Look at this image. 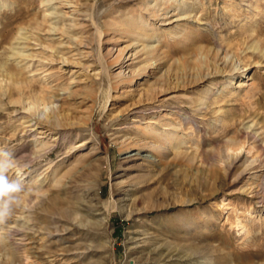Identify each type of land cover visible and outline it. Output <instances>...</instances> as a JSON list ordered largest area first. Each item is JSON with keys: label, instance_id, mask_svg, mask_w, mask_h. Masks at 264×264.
<instances>
[{"label": "rangeland", "instance_id": "rangeland-1", "mask_svg": "<svg viewBox=\"0 0 264 264\" xmlns=\"http://www.w3.org/2000/svg\"><path fill=\"white\" fill-rule=\"evenodd\" d=\"M126 19L165 31L151 61L141 27L113 42ZM148 126L179 149L153 154ZM0 147L32 161L0 264H264V0H0ZM67 165L87 176L57 193Z\"/></svg>", "mask_w": 264, "mask_h": 264}, {"label": "bare ground", "instance_id": "bare-ground-1", "mask_svg": "<svg viewBox=\"0 0 264 264\" xmlns=\"http://www.w3.org/2000/svg\"><path fill=\"white\" fill-rule=\"evenodd\" d=\"M153 10H154L153 12L157 11V12L154 13V15L158 19L163 18V17L165 19L167 17V16H164L165 11H161L160 12V11H158V9H153ZM172 15H173V13H172ZM117 26L118 25H116V27ZM120 26L121 27H117V31H120V33H118V35H116L117 37L114 38L113 42H116L120 38V36H123L125 33L127 34V32H130L132 34V33H134L136 31L135 30L136 28H140L141 27L137 23V21H134V20H131V19L130 20L126 19V20L121 21V25ZM141 33L143 34L144 37L141 36ZM165 35H166L165 31L161 27H157V26H154V25H150V26L144 25V26H142L141 27V32L138 35L135 36L136 41H133L132 44H130L131 46L136 44V42H137V45L142 44L143 42L139 43L138 42L139 40H144V39H147V40L150 39L151 40L153 38L155 39V37L159 38V40H158L157 45L152 46L151 48H145L146 45H144L141 48L137 49L134 52L136 54L135 57H141L142 55H144L142 59H148L149 61H151V59L156 55L157 49H159L161 46H164V45L166 46V44L163 42L164 39H166ZM132 38H133V36H132ZM161 38H162V40H161ZM82 45H85V44H82ZM112 49L113 48L111 47L110 48V52L112 51ZM115 50H116L115 56L118 57L120 62H121L122 58H123L122 54H123L124 50H121L119 48H115ZM141 60H139V61H141ZM146 66L143 65V64L139 65V67H140L139 71H141ZM129 75H124V76L128 78ZM13 78H12L11 82H13L17 86L21 85V82L19 80L13 79ZM228 91H231V88H229ZM114 96L117 97V94H115ZM27 97L29 99L28 109L33 114H41V113H43L45 111V109H47L46 108V101H45V99H44V97L42 95H36L35 97H32L29 94ZM16 99H17L16 101H18V98H16ZM41 121L42 120H38V124H42L44 126H47V128H55L56 127L55 123H53V122L48 123V121H49L48 119L47 120H43L44 122H41ZM43 132H45V131H43ZM53 139H55V137L52 138V140ZM137 142H138V140H137ZM182 142H183L182 138L180 136H178L173 131H162V130L155 129L153 126H148V127L145 128L144 139L142 140L141 144L144 147L150 148V150H152L153 154H155V155H163L164 153L171 152L173 150L175 151L176 149H179V147L181 146ZM48 145H51V144H48ZM44 147H46V146H44ZM38 149H40V148H38ZM199 155L202 156L201 153H199ZM232 162L233 161H230V163H232ZM251 164H252V161L248 162V164H246V166L244 167V170L246 171L248 166H250L249 168H253L254 166H252ZM70 166L67 165L65 170H64V172L62 174H60V175L57 174V177H56V180H55V184H54V187H53V189L57 193H59L60 189L64 186V183L61 181L62 177H70L75 182V181H79V179L87 176V173L84 172V171L80 172L79 174H74L72 172V170H71L72 168ZM263 172L264 171H262V175L264 174ZM262 175L260 176V178L263 179V182H264V177H262ZM64 189L69 190L70 188L65 186ZM73 202L74 201H69L68 199L59 196V194H54V195H52L49 198L48 201H46V205L44 206L45 207L44 209L46 210V212L47 211L48 212H50V211L57 212L60 216H62V218L66 219L69 216V214L72 213L73 209L75 210V208H76V206L74 205ZM69 203H71V204L68 205ZM63 205H65V206H63ZM45 214H46V216L49 217V215H47V213H45ZM21 244L19 243V245H21ZM4 261L3 262L6 263V264H21L23 259H21L19 261L18 259L14 258V257H8L7 256V257L4 258Z\"/></svg>", "mask_w": 264, "mask_h": 264}, {"label": "clouds", "instance_id": "clouds-1", "mask_svg": "<svg viewBox=\"0 0 264 264\" xmlns=\"http://www.w3.org/2000/svg\"><path fill=\"white\" fill-rule=\"evenodd\" d=\"M31 160L17 157L13 152L0 147V225L6 223L22 204V197L29 194L20 169Z\"/></svg>", "mask_w": 264, "mask_h": 264}]
</instances>
